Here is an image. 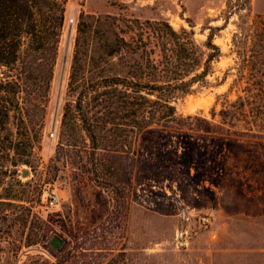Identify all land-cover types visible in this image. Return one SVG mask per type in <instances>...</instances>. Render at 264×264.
Returning <instances> with one entry per match:
<instances>
[{"label":"rangeland","instance_id":"1","mask_svg":"<svg viewBox=\"0 0 264 264\" xmlns=\"http://www.w3.org/2000/svg\"><path fill=\"white\" fill-rule=\"evenodd\" d=\"M80 13L83 51L114 32L137 34L135 20L184 27L198 43L212 32L220 54L208 82L172 101L180 120L194 115L195 125L219 123L209 110L219 108L217 95L232 78L222 79L237 59L233 40L246 31V49L264 45V20L256 17L264 16V0H64L38 145L28 164L0 181V264H264L262 138L150 125L131 137L133 153L98 166L101 183L89 178L86 163L65 159L84 160L86 144L54 158Z\"/></svg>","mask_w":264,"mask_h":264},{"label":"trees","instance_id":"2","mask_svg":"<svg viewBox=\"0 0 264 264\" xmlns=\"http://www.w3.org/2000/svg\"><path fill=\"white\" fill-rule=\"evenodd\" d=\"M63 10L64 0H0V181L28 164L38 145ZM256 17L263 23L264 16ZM135 21L137 34L126 38L114 32L83 51L87 22L78 15L55 159L86 144L84 160L65 159L77 167L86 163L89 178L101 183L98 166L133 153L131 137L150 125L204 134L218 129L231 140H240V132L264 142V45L260 51L246 49V31L233 40L237 59L222 79L232 78L217 95L219 108L209 110L219 123L202 118L206 122L195 125L194 115L180 120L172 101L193 84L208 82L211 61L220 54L212 32L198 43L191 30H175L167 21Z\"/></svg>","mask_w":264,"mask_h":264},{"label":"water","instance_id":"3","mask_svg":"<svg viewBox=\"0 0 264 264\" xmlns=\"http://www.w3.org/2000/svg\"><path fill=\"white\" fill-rule=\"evenodd\" d=\"M65 57L63 56L62 60H64ZM21 173L24 174L25 173V170H21ZM60 239L57 238L56 235H53L51 236V238L49 239V244L53 247V248H56L58 246V243H59Z\"/></svg>","mask_w":264,"mask_h":264},{"label":"built area","instance_id":"4","mask_svg":"<svg viewBox=\"0 0 264 264\" xmlns=\"http://www.w3.org/2000/svg\"><path fill=\"white\" fill-rule=\"evenodd\" d=\"M54 198H55V197L52 196V199H54ZM201 220H202V221H207V217L203 215V216H201Z\"/></svg>","mask_w":264,"mask_h":264}]
</instances>
